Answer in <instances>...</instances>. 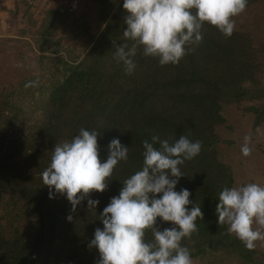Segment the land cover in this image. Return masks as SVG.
I'll return each instance as SVG.
<instances>
[{
    "label": "rangeland",
    "instance_id": "obj_1",
    "mask_svg": "<svg viewBox=\"0 0 264 264\" xmlns=\"http://www.w3.org/2000/svg\"><path fill=\"white\" fill-rule=\"evenodd\" d=\"M122 5L0 0V160L8 166L5 179L0 175V239L7 238V252L27 249V264H97L99 253L89 243L103 228V208L142 167L144 149L129 138L140 129L156 130L170 143L180 135L201 141L200 153L180 166L176 191H190L206 223L209 211L217 217L223 188L264 185V0H247L230 37L205 23L202 41L188 45L191 51L176 65L161 66L138 47L131 74L113 58L117 46L132 45L122 35L129 14ZM30 81L38 85L25 87ZM93 90L95 100L88 97ZM103 101L110 111L95 105ZM81 128L107 130L97 135L104 158L113 138L126 139L128 159L114 167L104 192L91 193L99 200L94 209L86 198L72 211L65 196L49 199L39 178L54 146ZM245 136L251 137L247 157L240 151ZM24 188L36 192L23 195ZM157 219L161 230L171 226ZM212 220L217 231L197 226L181 241L192 264H264V239L249 250L227 225ZM25 242L29 248H21Z\"/></svg>",
    "mask_w": 264,
    "mask_h": 264
},
{
    "label": "clouds",
    "instance_id": "obj_2",
    "mask_svg": "<svg viewBox=\"0 0 264 264\" xmlns=\"http://www.w3.org/2000/svg\"><path fill=\"white\" fill-rule=\"evenodd\" d=\"M246 5L247 0H123L122 7L129 14L122 35L132 45L117 46L113 58L124 65L126 74L136 67L132 58L138 47L144 56L158 58L161 66L176 65L191 51L188 45L202 41L205 23L230 37L233 18ZM37 85L38 81H30L25 87ZM97 135V131L81 128L70 141L56 144L51 163L42 172L49 199L65 196L72 211L86 198L87 206L94 209L99 200L91 199V193L104 192L114 167L128 159V146L113 138L106 160H101ZM250 140L245 136L240 148L245 157L252 151ZM201 146V141L185 135L171 143L157 135L151 142H142L141 169L125 179L119 194L110 198L101 213L103 228H96L90 240L89 247L99 253L97 264H192L190 251L181 241L197 231L196 220L203 219V212L190 201L188 189L176 191V186L184 176L180 166L196 157ZM215 213L218 225H227L229 233L247 249H254L255 242L264 239V185L249 182L223 188ZM158 217L171 226L161 230L156 226ZM146 230H151L152 241H146Z\"/></svg>",
    "mask_w": 264,
    "mask_h": 264
},
{
    "label": "trees",
    "instance_id": "obj_3",
    "mask_svg": "<svg viewBox=\"0 0 264 264\" xmlns=\"http://www.w3.org/2000/svg\"><path fill=\"white\" fill-rule=\"evenodd\" d=\"M82 77H80L79 80H83V83L82 84L85 85L86 84V82H85V77L86 76L83 77V78ZM93 93H95L94 90L89 92L88 97L90 99H93V97H92L93 96ZM93 100H95V99H93ZM96 104H99V106H97V107L99 109L103 110V111H110L111 110L110 108H108L109 105H110L108 101H103L102 103L95 102V105ZM142 104H144V103H142ZM141 130L142 129H140V133H138L137 135L134 133V135L132 134V136L129 137L130 138V141H132L133 143H136L139 146H142V142L144 140H148L149 142H151L152 135L153 134L156 135V132L158 133V131H156V130L155 131H151V129H149V130L148 129L147 130L145 129V130H142V131ZM96 131L99 132V133H102V135L107 134V130H104L103 128L102 129H99L98 128V129H96ZM148 133H150L151 135L148 134ZM160 138L163 139L162 136H160ZM119 139H120V141H121V143L123 145H125V146L127 145V143L125 141L126 139L125 140L123 138H119ZM140 143H141V145H140ZM154 147H159V144L154 145ZM105 148L106 147H103V148L101 147V150L99 151V156H100L101 160H106V158H104V152H103ZM0 162H2V164L0 163V169H1L0 175L2 176L3 173H4V170H6L8 168V166L2 161V159L0 160ZM2 177L5 179L4 176H2ZM39 179L42 181V178H39ZM229 179H230V177H229ZM41 185L43 186V182H41ZM31 188L30 189L29 188L28 189L24 188L23 189V195H24V192H27L29 194H32V192H33L35 194L36 190H33L32 191ZM25 196H28V195H25ZM199 205H198V203L196 204V206H199ZM40 212H41V210H38V213H40ZM209 212L207 214V217L209 218L207 220L208 223H206V221H202L199 218H197L196 224H197V226L202 227L206 231H207V229L208 230H211V231L212 230L217 231L214 228L215 226L213 227L212 224H211V221H213L212 218H214V220L217 221V217H215L213 214H210ZM202 223H203V226H202ZM156 224L159 225L158 219L156 221ZM221 226H223V225H221ZM159 227H160V225H159ZM211 233H214V232H211ZM215 233L217 234V232H215ZM225 235L226 234H224V236ZM6 239L7 238H5V236L1 237V239H0V264H27L26 262L29 259V257L31 256V253H29V251H27V249H26V251L23 250V249H18V250H16V249L15 250L10 249L7 252L5 250V248H4L5 246H4L3 242H2V241H6ZM147 240L148 241H151L152 240V234L151 233L150 234H147ZM27 246H28V243L25 242V243H23L21 245V248H29V246L28 247ZM10 252H13V254L11 255Z\"/></svg>",
    "mask_w": 264,
    "mask_h": 264
}]
</instances>
